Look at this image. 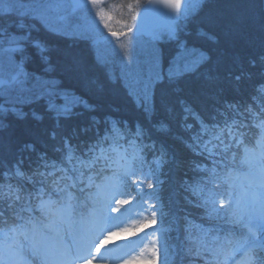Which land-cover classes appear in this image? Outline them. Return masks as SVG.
<instances>
[{"label": "trees", "instance_id": "1", "mask_svg": "<svg viewBox=\"0 0 264 264\" xmlns=\"http://www.w3.org/2000/svg\"><path fill=\"white\" fill-rule=\"evenodd\" d=\"M44 1L0 0V39L11 40L13 36L31 33L22 43V50L11 54V68L6 64L0 66V78L5 80L15 67L22 71L18 80L0 85V106L5 109L0 111V209H4L0 215L12 226L26 222L9 210L12 193L6 184L24 194L40 187L12 175L17 165L29 174L38 168L43 172L41 166L47 158L69 169L72 163L63 158L65 144L83 148L95 141L98 130L103 135L107 128L110 139L103 148L110 161L108 170L95 180L100 184L114 170L112 146L126 147L133 158L140 142L137 140L134 145L132 141L139 131L145 143L163 146L175 157L164 169L167 176H161L165 183L157 188L159 199L148 201L155 206V226L167 245L157 253V259L161 264H192L194 258L185 249L205 243L197 227L202 226L209 231L207 240L215 242L216 254L196 259L195 264H228L237 242L251 243L256 233L254 218L245 212L243 205L248 192L241 176L260 169L255 157L245 159V148L260 152L264 130L245 111V106L259 117L264 105V97L257 91L264 85V0H204L195 13L179 22L176 38L149 40L147 51L138 49L140 46L135 43L132 51L116 48L103 55L96 53L89 42L60 33L39 17L34 7ZM148 1L111 3L112 20L130 22ZM21 13L27 15L21 17ZM21 19L25 23L23 29L18 27ZM34 42L47 51L41 52ZM53 103H67L72 110L67 115H58L59 109L51 107ZM33 113L41 119H36ZM193 113L210 127L213 124L222 127L225 120L229 123L241 120L245 125L243 146H234L216 168L218 173H231L232 180L227 184L217 181L219 187L207 185L223 204L222 209L217 205L219 215L212 219L196 205V198L181 187L182 182L191 184L201 178L207 181L204 174L189 165L203 158L193 155L182 142L191 135L186 125H193L192 132L199 129ZM164 125L169 129L166 132L162 130ZM147 159L151 160V154ZM176 161L184 163L177 167ZM206 164L213 166L211 160ZM5 172L11 177L9 180L3 176ZM68 201L79 204L75 195ZM16 203L19 212L20 202ZM29 215L43 229L53 218L49 209L46 212L37 209ZM189 221L190 236L185 230ZM3 227L0 221V228ZM236 264H242V260Z\"/></svg>", "mask_w": 264, "mask_h": 264}, {"label": "snow or ice", "instance_id": "2", "mask_svg": "<svg viewBox=\"0 0 264 264\" xmlns=\"http://www.w3.org/2000/svg\"><path fill=\"white\" fill-rule=\"evenodd\" d=\"M90 2L92 5H96L98 0H90ZM173 6L178 7V5ZM20 15L24 17L27 13ZM100 16L101 19L110 18L104 13H100ZM18 27L21 29L25 27L23 19L19 20ZM105 27L107 28L109 25L105 24ZM111 34L120 35L116 31H111ZM26 36L27 34L21 38H26ZM34 46L40 47L41 52L47 51L46 48L39 45V42H34ZM12 51H17V49H12ZM257 91L260 97H264V85H261ZM51 107L59 109L58 115H67L72 110L67 103L62 105L53 103ZM228 107L235 109L233 105H228ZM0 111H5L3 106H0ZM245 111L251 113L252 118L258 120L257 126L264 130V105L260 107L259 117L248 106H245ZM23 115L20 113L21 118ZM33 115L36 119H41L38 114L33 113ZM193 116L199 124V129L192 132L193 125H186V130L191 132V135L188 139H182V142L193 155L203 158L191 161L189 165L197 173L204 174L207 181L201 178L191 184L182 182L181 187L196 198V205L203 208L205 215L212 219L219 215L223 204L216 199L217 193L209 190L207 185L219 187L217 181L227 184L232 180L231 173L225 171L221 174L216 171V168L220 161L231 154L234 146L238 144L243 146L241 137L244 136L242 128L245 125L241 120H232L231 123L225 120L222 127L215 124L210 127L195 113ZM96 123L99 124L100 121L97 120ZM162 130L166 132L169 129L167 125H164ZM106 133L107 128L103 135L98 130L95 141L89 142L83 148L66 143L63 149V158L72 163V167L69 169L59 167L47 158L44 159L41 166L45 169L43 172L38 168L29 174L17 165L16 171L12 175L30 180L34 185L38 184L40 187L36 188L34 192L24 194L20 192L19 188L14 189L10 183L5 185L12 193L9 210L15 213L18 219L25 220L26 223L12 226L4 220L3 215H0V221H3L4 225L3 228H0V233L4 237L3 241H0V264H93L97 257L107 258L102 256V249L108 251L106 245L113 236L135 237L141 232L147 234L145 230L157 223L156 219H144L134 227H123L124 221L121 220V217L119 215L112 216L111 213H120L121 209L127 211L128 207L133 204L139 205L137 216L148 211V201L153 198L159 199L157 188L165 183L161 176H167L164 169L175 160V157L171 156L163 146L157 147L154 142L145 143L143 133L137 131L136 138H133L132 143L135 145V141L138 140L140 144L131 163L126 162L119 170H112L111 176L104 177L102 183L97 184L95 180L100 179L108 170L110 161V157L103 148L104 143L110 139ZM28 147L32 146L28 145ZM148 154H151V160L147 159ZM255 156V152L245 148L246 160L250 161ZM259 156L264 159V139L261 141ZM218 157L220 160L217 159ZM208 160L212 161L211 168L206 164ZM183 163L176 161V166L180 167ZM3 176L6 180L11 178L7 172L3 173ZM260 177L264 183V168L260 170ZM74 195L79 203L81 214L73 227L61 231L55 223H49L44 226L46 230H41L37 227L38 221L29 215L30 212L37 209L46 212L50 207L63 205L67 199H71ZM52 196L64 199L53 201ZM17 201L20 202L19 212H17ZM188 202L192 203L193 201L189 200ZM218 204L220 209L217 208ZM229 206H231L230 203ZM105 208L107 213H105ZM261 210L264 215V199L261 200ZM3 211L4 209H0V212ZM150 211L152 217L157 216L154 205ZM163 215L165 213L162 208L161 216ZM184 219L187 220L186 217ZM191 227L192 223L189 221L185 229L189 236ZM197 227L203 233L205 243L195 249L192 247L185 249V253L194 258L192 264H195L196 259L204 260L205 257L216 254L215 242L207 240L209 231L203 229L202 226ZM114 228L120 230L114 231ZM129 242L132 241L129 240ZM254 243V241L251 243L237 242L234 251L251 252V264H264V244L257 251ZM155 256L156 249L153 248L152 257ZM142 264H153V260L151 258L143 260ZM232 264H236L235 259Z\"/></svg>", "mask_w": 264, "mask_h": 264}, {"label": "rangeland", "instance_id": "3", "mask_svg": "<svg viewBox=\"0 0 264 264\" xmlns=\"http://www.w3.org/2000/svg\"><path fill=\"white\" fill-rule=\"evenodd\" d=\"M14 1V0H11ZM204 0H172L167 13L162 19L158 20L154 27H152L147 33L140 35H132L130 33L134 26L137 14L131 17L130 22H121L112 20L110 14V4L117 3V0H98L96 5H92L90 0H83L80 4L75 5L74 0H45L34 7V12L41 17L50 27L54 30L79 37L80 39L89 42L92 45V41L105 34L116 31L120 33L118 36H114L98 44L92 45L95 47V51L98 54H107L109 51H114L116 48L119 50L132 51L135 43L140 47L138 49H145L149 40L152 42L160 40H171L176 38V31L178 24L181 20L185 19L188 15L195 13L202 5ZM108 4V5H107ZM173 5H178L173 6ZM114 6L111 7L113 9ZM143 8V7H142ZM141 8V9H142ZM100 13L109 15L108 19H101ZM108 24L109 27H105ZM31 37V33H27L26 38L13 36L11 40L0 39V66L6 64L11 68V54L15 51L12 49L20 50L24 44L25 39ZM29 41V40H28ZM42 42V40H40ZM14 68V67H12ZM22 77V71L19 66L15 67V70L9 75V79L5 80L0 78V85L13 82ZM115 157L112 160V164L116 169H120L126 162L131 163L132 156L128 155L126 147L114 146L112 149ZM258 166L261 169L264 168V159H261L259 155L256 156ZM244 183H247L250 189V193L246 197L244 202L245 212L250 217H260L262 215L261 200L264 199V183H262L260 173L255 175L244 176ZM119 207V206H117ZM152 204H148V211H144L140 216H137V209L132 211V208L128 207L127 211L121 209L120 213L112 212V216L119 215L121 220L124 221L123 227H134L136 224L142 222L144 219H155L151 216ZM139 208V207H138ZM73 207L67 204L55 211V223L61 231L65 228L75 226L77 219L72 215ZM105 213L107 209L105 208ZM256 227L257 235L259 238H264V218L257 220ZM114 231H119V228H114ZM142 234L139 233L135 237H125L122 235L113 236L112 240L108 242L106 248L108 251L102 249V256L107 258L97 257L93 264H142L143 260L151 258L153 264H161L157 252L165 248V240L163 235H158L156 238H151L144 244L137 240V237ZM172 239V236L169 237ZM129 240L132 242L130 243ZM260 244L256 243L254 247L259 251ZM156 249V256L152 257V250ZM167 248V245H166ZM170 248V247H169ZM239 251V250H238ZM236 250L234 255H240ZM163 259V258H162ZM252 262V254L250 264Z\"/></svg>", "mask_w": 264, "mask_h": 264}, {"label": "water", "instance_id": "4", "mask_svg": "<svg viewBox=\"0 0 264 264\" xmlns=\"http://www.w3.org/2000/svg\"><path fill=\"white\" fill-rule=\"evenodd\" d=\"M83 0H74L75 5L80 4ZM172 0H150L137 14L134 26L130 33L132 35H140L147 33L158 20L162 19L167 13ZM114 37L111 33L105 34L92 41V45L103 42Z\"/></svg>", "mask_w": 264, "mask_h": 264}]
</instances>
